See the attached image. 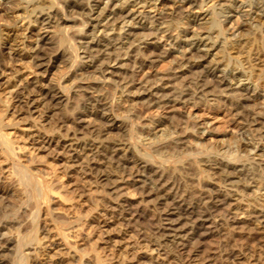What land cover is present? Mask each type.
Segmentation results:
<instances>
[{
    "label": "bare ground",
    "instance_id": "obj_1",
    "mask_svg": "<svg viewBox=\"0 0 264 264\" xmlns=\"http://www.w3.org/2000/svg\"><path fill=\"white\" fill-rule=\"evenodd\" d=\"M0 2H2L0 20H4L0 23V94L5 93L6 107H11L14 112H18L17 114H25L31 119V125L27 127L30 148L36 151L54 152L56 158L63 161L66 168L74 171L79 170L78 172L100 179L111 176L114 178L113 181H117L118 190H125L127 195L135 191L146 197H153L154 211L151 213V209L149 210L153 216L151 215L152 220L145 232L146 235L149 233L146 238L143 236L141 238L143 242L145 240L146 243L143 244L147 246L152 244L161 249L162 246L167 247L164 258L169 262L163 264H171V261L180 264H209L208 257L199 255L196 245L214 232L219 233L221 230L224 234L228 226L232 227L240 223L235 218L239 212L247 214L245 208L236 199L239 196L236 192L238 190L214 187L210 181L202 183L200 171L201 173L205 171L208 180L216 178L218 183L230 187L240 189L239 186H242L243 189L261 192L259 198L254 199L257 201H252V207L256 202L255 205L260 208L251 213L247 211L248 221L257 224V230H254L250 238L259 243L264 242V177L260 173L264 170V148L259 149V144L253 142L250 131L245 129L244 132L236 133L237 135L233 134L231 139L235 143L234 146L230 144L231 142L214 143L213 133L207 127L199 129L202 123L192 120L190 125L193 129L192 134L194 130L196 133L200 130L197 133L199 135L192 137L190 141H185L186 138L181 140L182 136L175 135L177 138L173 139L171 146L179 155L183 152L188 155H201L197 160L193 159L201 163L199 167L203 165V168H199V173L193 168L194 165L186 162L172 166V171L169 167L170 173L167 172L166 169L169 168H164L162 160L167 162L171 157L176 156L174 155L176 153L174 151L173 154L166 149L170 145L160 142L167 132L170 131L172 135L177 133L173 121H169L167 115L163 114L164 109L172 108V111L180 113L183 109L187 110L200 96L203 101L206 93L213 92L221 93L217 98H220V102L221 100L226 102L225 105H230L232 109H242L244 104L260 99L259 105L255 103L258 107L252 106L253 109L247 111H250L251 116L261 115L262 118H248L246 125L248 128L251 127V130H255V134L264 141V85L257 83L256 78L254 80L252 78L255 63H252L254 58L251 51L245 50L244 57L235 60L237 63L235 66H230L223 58L218 57L217 50L215 51L217 47L219 51L223 47V43L217 40L220 36L223 41L228 40L229 44H242V46L251 39L249 34H252L253 38L257 36L263 38L264 0H214L210 5L206 4L208 0H2ZM205 5L207 7L204 9ZM193 7H198L200 11H187V8ZM243 7L248 9L243 10ZM7 10L10 11L6 14ZM20 15L26 20L23 25H18L16 22L17 16ZM234 15H237L236 19H240L238 22L233 19ZM203 19H205L203 23L211 19L214 28L202 30L199 27H190L192 22L197 24ZM70 22L78 24V28L71 35L67 31L69 29L64 28ZM55 29L60 30L59 33L62 34L58 35L60 38H57ZM236 47L240 48V46ZM170 56L173 57L170 66L168 65V72L160 73L154 71L155 68L152 70L157 60ZM58 61L68 69L66 74L58 82L44 80V77L57 67ZM18 62L28 63L32 73L31 78L22 77L19 68L13 66ZM178 69L179 71H176ZM181 75H184L182 79ZM88 76H91L92 80L87 83V87L75 81L88 79ZM260 76L262 78V75ZM71 80L75 82L67 85ZM107 81L113 87L112 91L118 93V97L109 94L111 91L105 88ZM130 94H132L131 101L143 100L141 107L137 106L139 108L133 110L134 107L124 103L126 100L123 99L129 98ZM209 98L205 96L204 100L208 103L214 102H209ZM229 98L237 99L229 101ZM124 112L126 115L130 114L125 115L126 117L141 113H144L143 116L147 114L150 116L145 117L149 123V126L145 124L149 128L146 127L148 129L145 135L143 133L146 141L144 143L140 139V142L145 146L157 145L154 153L161 159V161L155 160L160 164L159 166L152 162L156 157L154 154L144 152L149 156L146 158L143 152H140L142 144L131 147L129 143L122 141L123 138H116L118 134L115 138L111 136L113 129L123 126V123L115 118V113L119 116L118 114ZM36 113L38 119L34 116ZM186 114V117L190 118L192 113L187 111ZM50 115L57 116L50 130L46 128V131L39 119ZM175 115L173 116L178 117ZM171 123L174 126L172 129L168 126V124L172 125ZM3 126L0 120V128ZM157 128L162 130L161 133L156 131ZM245 133H248L250 138ZM0 140L8 153L14 152L13 140L11 141L8 134L2 132ZM215 154H221L228 159L218 158ZM257 156L263 158L255 160ZM242 158L246 161L233 162L244 160ZM108 168L111 172L107 170ZM11 172V165L0 159V205L8 194L14 191L5 184V180L13 173ZM15 192L18 193L19 190ZM234 200L238 202L234 203ZM129 203H119L118 207L113 206L114 208L107 206L109 209L103 213L104 219L97 221L96 227L99 228L100 234H103L104 227L110 226L111 220H108L110 217L117 218V221L120 220V223L128 226L132 225V221H136V217H139L141 212L139 208H134ZM63 214L70 219L76 218L68 210ZM7 223H1L0 227H6ZM73 234L70 240L75 243ZM11 243H13L12 238L0 231V262L5 260L4 252L12 247ZM54 244L62 245L61 242ZM46 246L48 241L40 242V247ZM42 260L33 262L58 263L55 262L57 258L53 259L51 255ZM140 260L150 261L142 254L137 256V262ZM245 260H248L245 250L232 249L225 252V261L228 264H245Z\"/></svg>",
    "mask_w": 264,
    "mask_h": 264
},
{
    "label": "rangeland",
    "instance_id": "obj_2",
    "mask_svg": "<svg viewBox=\"0 0 264 264\" xmlns=\"http://www.w3.org/2000/svg\"><path fill=\"white\" fill-rule=\"evenodd\" d=\"M0 1H2V0H0ZM213 1L208 0V3H206V4L210 5V4H212ZM0 3H2V2H0ZM207 5L203 6L204 9L207 7ZM0 7H1V5H0ZM197 8L198 7H193L190 9L187 8V11L188 10L191 12L192 11L196 12V10L200 11V10H198L199 8L198 9ZM242 9L247 10L248 7H243ZM9 11L10 10L5 11L6 14L9 13ZM22 16L23 15H20L19 17L17 16V18H16V20H17L16 22L18 25H23L26 21ZM236 16L237 15H234L233 19H236ZM204 20L205 19H203L200 23H197V24L196 23L194 24L192 22L190 27L191 28L193 26L197 27V28L199 27V29L201 28L202 30H203V28L204 29L214 28V25H212L214 22L211 19H210L211 22L210 21L206 22L207 24L203 23ZM239 20L237 18L236 22H238ZM3 21L4 20H0V23H2ZM262 22L264 24V19H262ZM73 24H74L73 22H70L66 26H64V28L69 29L67 31L70 35H71V33H74L76 31V28H78V24L77 25L76 24L73 25ZM263 24H262L263 38L261 36H257V37H254L255 38L254 39L252 34H249V38H251V39L248 40L247 44L242 46V44L241 45L229 44L230 42H228V40L223 41L222 36H220L217 38V40H218V42L223 43V47H221L222 49L220 51H219L218 47L215 49V51L217 50L216 51L217 56L220 58H223L225 60V62H227L230 66H235V64L237 65L235 60L241 56H242L241 58H243L246 51L247 52L251 51L253 58H254V60H252V63L253 64L255 63V65H253V66L255 68L257 67L256 69L254 68V70H252V74H253L252 78H253V80L256 78L255 81L257 83H261L262 85H264L263 84L264 83V81H263L264 80V62H263L264 61V46H263V44H264V25ZM55 30H57V34H56L57 36L62 35L61 33H59L60 32L59 29H55ZM57 38H60V37L58 36ZM256 38H257V40H256ZM234 46L236 49L237 48L238 49L236 50L234 48ZM236 46H240V48L236 47ZM257 46H259V47H257ZM245 48H247V49H245ZM235 50L237 52H235ZM218 51H219V53H218ZM237 53L238 54L240 53V54L238 55ZM242 53H244V54H242ZM256 53H258L260 55H258ZM230 54H231V56H230ZM172 57L173 56L168 57L169 59L163 58V59L157 60L156 63H154L155 66L152 67V70H154V68H155L154 71H158L160 73L168 72L169 71L168 67L170 66V61H171ZM260 58H261V61H260ZM253 61H255V62H253ZM246 65L247 64L245 63L244 66H246ZM13 66L17 69L19 68V70H20L19 73L22 74V77L26 76L27 78H31L32 73L30 72V69L28 68L27 62H23V63L18 62L16 64H14ZM67 70L68 69L66 68V66H64L61 61H58L57 67L53 68L52 71L49 73V75H46V77H44V80H48V81L51 80L53 82H58V81H60V78L66 74ZM176 71H179V69ZM254 73L257 75V77H255L256 75ZM260 75H262V78ZM182 76H184V75H181V79L183 78ZM85 79L84 80L81 79V81L76 79L75 81H76V83L80 82L83 85V87H85V86L87 87V85L89 84V82L92 79H91V76L88 79H86V80ZM87 80H88V82H87ZM75 81L71 80V82L67 83V85L74 83ZM106 83H104V85L106 84L105 88H108L107 90L111 91V93L109 92V94L114 95V96L117 95L116 97H118L119 96L118 93H114V91H112L113 87H111L110 82L107 81ZM107 85H110V86H107ZM1 94H0V120L3 122L4 126H3V128L1 127L2 130L0 128V134L2 132L5 134H8L11 141L12 140L14 141V142L12 141V144H14L13 145L14 146L13 147L14 152L9 151V153H8V151L6 149H4L5 147L2 144V141L0 140V159H4L9 165H11V171L13 172V173L12 172L11 173L14 175H12L10 173L12 176L10 175L9 178H7L6 180L4 179V180L6 181L5 184L7 186H10L11 188H13L14 191L10 192L8 194V196L3 200L2 204L0 205V226H1V223H3V222L7 223V220H8L7 226L3 227V228L0 227V231L5 232L13 240V243H11V246H12L10 248L11 250L9 249V250L4 252L5 260L0 262V264H32V263L35 264L33 261H35V262L36 261L37 262L43 261L42 258H45V257L50 256V255L53 256V259L57 258V260H55V262H58V263H55V264H93V263L94 264H149V263L150 264H156V262H157V264L168 263L169 261L165 260V258H164L165 257V250H167V247L162 246V249H161L160 247H158L156 245H152V244L150 246H147V244H143L145 242V240L143 242V239L141 238V236L146 238L148 236V233H149L148 232L146 235L145 232L147 231V228L149 226V222H151V220H152L153 215L151 213L154 211V205H155L154 198L153 197H146L144 194H140V193H137L135 191H131L127 195L124 192L125 190L124 191H123V189L118 190V188L116 186L117 181H113L112 179H114V178L111 176H109V178H107L108 179L107 180V179L96 178L93 175H86V174L82 173L81 171L78 172L79 170L74 171L72 169L66 168L64 166L63 161L56 158V155L54 154V152H52V151L50 152V150L36 151V150H33L32 148H30L31 145L29 143V137H27L28 133H29L27 130V127H29V125H31V119L29 117H27L25 114H17L18 112H14V110L11 107H6V104L4 102V100H5L4 94L5 93H1ZM206 94H205L206 97H208V98L210 97L209 102L214 101L215 103L214 102H211V103L206 102V100H204L205 96L203 97V101H202V98H201L202 96H200L201 99L199 98L200 99V100L198 99L199 101L196 99L194 101V103H192L191 106L188 107L187 110L183 109L180 111V113H179V111H175V110L172 111V108L171 109L166 108V109H164L165 111H162V112H164L163 114L167 115L169 121H173L172 123L174 124V126L177 127L176 128L177 133L173 134V135L171 134L170 131L167 132V130H168V128H167L165 130V133L167 132L166 135H164L163 140L160 141L161 143H167L166 144L167 146L170 145L166 148V149H169L168 150L169 152L174 154L175 149H174V147H172L173 146L172 141H173V139L175 140L176 136L177 137L182 136L181 140L186 138L185 141L186 140L190 141L192 139V137L199 135V134L197 135V133H199L200 130L197 133L195 132L196 130H194V134H192L193 129L190 127V125L194 120H196V122L202 123V126H199V129H203L204 127H207L210 130V132L213 133V139H214L213 142L214 143L228 142V144H229V142H231L230 144L232 146H234L235 143L231 139L233 134L234 135L236 133L239 134L241 131L244 132L245 129H247V131H250V135L252 137L253 142L259 144L258 145L259 149L264 148L263 147L264 141L262 139H260L255 134L256 133L255 130H251V127L248 128V126L246 125L247 122L249 121V119L262 118L261 115H252L251 116V114H249V112L253 108L258 107L259 103L261 102L260 99H256L253 102H250L248 104H244L243 106L245 108L242 106L241 107L242 109H240V108L232 109L230 107V105L229 106H228V104L225 105L226 102H224L222 100L220 102V98L219 99L217 98V97H219V95H221V93L213 92V93H206ZM231 94L233 95V93H231ZM131 95L132 94H130L129 98L127 97V99H126V97H125L123 99V100H126V102H124V103L127 104V106L130 105L129 107H134L133 110L138 109L139 107H141L140 104L143 103V100L142 99H134L133 101H131L132 100ZM215 98H217L216 101H215ZM236 99L237 98H234V99L229 98V101L230 100L235 101ZM218 100H219V103H218ZM212 103H213V105H212ZM253 103L254 104L258 103V105L255 104V106H254ZM195 104H197V105H195ZM137 106H139V107H137ZM252 106H253V108L251 109ZM135 107H137V108H135ZM247 110H250V111H247ZM187 111H191V113H192L190 115V118L186 117ZM124 113H122L123 115L118 114L119 116H117V113H115V116H116L115 118H117V121H119V122L121 121L123 123V126L121 127L123 130L121 128H115L112 130L111 136H114V138H115L116 134H118L116 136V138L117 137H120V139L123 138L122 141L123 142L125 141V143H129V145H131V147L132 146L135 147L136 145L140 146L142 144L140 142L141 140H143L142 142H144V143L146 141V138L143 136V133L145 135V133L147 132L146 129L149 128L148 127L149 123H148V120H146V118H148L150 116H148V114L143 116L144 113H141V114H137V115L131 114V116H133V117H131V116L126 117L127 115H130V114L128 113L126 115V112H124ZM175 113H177V114L175 115ZM182 113H183V115H182ZM37 114L38 113L34 114V116L38 119ZM172 114L175 116H178V117H174ZM180 114H181V116H180ZM139 115H141V116H139ZM56 116L57 115H52V116L50 115V116H46V117L45 116L41 117L42 119L40 118L39 122L44 125L45 129L47 128L50 130L51 125L55 121ZM120 116H123V117H120ZM135 117L137 118L138 121L132 120V119H135ZM139 117H141V119ZM126 118H128V119H126ZM143 118H145V119L143 120ZM185 118H186V120H185ZM179 119H180V122H179ZM141 120H143V122L145 121L147 123H145V122L143 123ZM187 121L189 124L186 123ZM244 121H246V123ZM137 123L138 124L141 123V124L137 125ZM124 124H126V125H124ZM145 124L146 125L148 124V126H146ZM173 124L172 125L168 124L170 129H172L174 127ZM185 124H186V126L188 125L187 126L188 129L185 126ZM135 125H137V126H135ZM132 126L134 127V129ZM146 127H148V128H146ZM47 129H46V131H47ZM132 129L134 130V132L132 131ZM138 129H141V130H138ZM156 131L158 133H161L162 130L160 131V129L157 128ZM232 131H235V133ZM187 134H189V135H187ZM246 134L248 135V133H245V135ZM250 135H248L249 138H250ZM170 138H172V139L170 140ZM166 141H168L169 143ZM140 147L142 148L140 150L141 153L143 152V154H144V152L145 153L150 152L151 154H154V156H156V157H154V159L152 160L153 164H155L156 166L160 165L156 161L157 160L161 161V159L158 158V156L155 155V153H154V150H155L154 148L157 147L156 144H154L152 146H149V145L145 146L142 144ZM172 150H173V152H172ZM175 153L176 154H174V155H176V156L171 157L167 162H164L162 160L163 166L165 169L170 167L171 171H172V169H173L172 166L179 165V163H182V162L184 164L190 163V164H192V166L194 165L193 168L196 169L197 173H199L198 171H200V169L203 168L202 167L203 165L200 166L201 168L199 167V165L201 163L199 164L198 162L193 160V159L197 160L198 157H200L201 155H188L184 152L180 153V155H179V153L176 151H175ZM215 155H217L218 158H222L224 160L228 159L227 157H224L223 155L221 156V154H215ZM144 156L146 158H149V156L147 154H144ZM4 157H6V158H4ZM262 158L263 157L257 156V157H255V160H260ZM242 159H244V158H242ZM243 161L245 162L246 159H244V160L239 159V160H235L233 162L241 163ZM14 167H16V168H14ZM19 167L21 169H18ZM170 168H169V170L166 169V171L169 173H170ZM107 170L109 172H111L109 168ZM14 172L17 174H15ZM260 173L264 177V174H263L264 170L260 171ZM199 176L203 178V179L201 178L202 183L210 181V183L212 182L214 187H220L221 189L224 188V189H228L231 191L238 190L236 192H238L237 195H239V196H237L236 199L239 202L237 200H234V203H236V202L241 203V205L245 208L246 213H247V214H245V213L239 212L238 214H236L235 218L237 220H239L240 223H238L232 227L228 226L226 233H224V234L221 233V230L219 233L214 232L212 235L208 236L202 243L197 244L196 246H198L197 249L199 251V255L201 257L202 256L208 257L209 264H228L225 261V252L232 250V249L234 251L245 250L247 252V257H248V260L244 261L245 264H264V252H263L264 251V242L259 243L257 241H253L252 238H250L252 233H254V230H257L256 229L257 224H251L250 221H248L249 220V216H248L249 212L251 213L253 210L260 208V207L259 208L257 207L258 205L257 206L255 205L256 202L254 203V207H252L253 206L252 201H257L254 199H255V197H256V199H257V197L259 198L261 192H259V193L254 192L253 189H251L252 191L250 189H243L242 186H239L241 190L237 187L236 188L230 187L228 185L218 183V180L216 178H215L216 180L215 179L208 180V178L205 177V171H204V173H201V171H200ZM91 177L94 180H92ZM8 180H9V183H8ZM15 180H16V182H15ZM203 180H205V181H203ZM88 181H91L93 184H91V182H88ZM47 182H49V183L47 184ZM52 186H53V188H52ZM198 188H199V185H198ZM18 190H19L18 193L15 192ZM116 190H118V191H116ZM243 190L245 192H243ZM108 193H110V194H108ZM116 193H117V196H116ZM49 194L51 196H49ZM245 197L247 199H245ZM30 200H31V202H30ZM119 200H121V201H119ZM250 200H251V203H250ZM245 201H246V203H245ZM126 202H130L129 204L130 205L132 204V206L134 208H137V209L139 208L138 210L141 212V214L139 215V217H136V221L135 220H134L135 222L132 221L131 222L132 225H129L130 226L129 227L128 225H124V224L120 223V220L117 221V218L115 219V218L110 217V219H108V220H111L110 226L104 227L105 230L102 228L103 234H100L99 228L96 227V225H98V222H100L102 219H104L103 213L109 209L107 206L110 205L109 206L110 208L113 206L118 207L119 203H126ZM148 207H150V208H148ZM152 207H153V210H152ZM66 210L72 212L76 216V218L70 219L69 217L65 216L63 214V212ZM149 210L151 211V213H149L150 212ZM77 216L79 219L77 218ZM148 218L150 219V221ZM216 219H218V218H216ZM9 220H11V221H9ZM153 222H155V221H153ZM220 228H222V226ZM140 229H141V231H140ZM142 231H144V232H142ZM72 234L75 235V238H74L76 240L75 243H73L70 240V238L72 237L71 236ZM41 238H42V240H40ZM41 241L42 242L48 241V246H46L44 248L40 247ZM55 241L59 242V243L61 242L62 245L55 246V244H54V243H56ZM144 245H145V247H144ZM150 247H151V249H150ZM82 249H84V250H82ZM141 254L145 255V257H147V259L150 260L151 262L147 261V260H146V262H144L145 260H140V262L139 261L137 262V256H139ZM249 255H251V256L249 257ZM59 256H60V259H59ZM134 257H136V258H134ZM84 258H85V260H84ZM58 260H60V261H58ZM154 261H156V262H154ZM152 262H154V263H152ZM170 263L171 264H178L179 262L171 261Z\"/></svg>",
    "mask_w": 264,
    "mask_h": 264
}]
</instances>
